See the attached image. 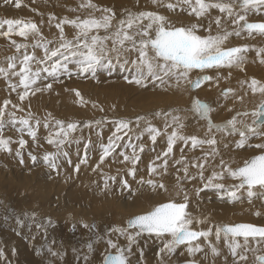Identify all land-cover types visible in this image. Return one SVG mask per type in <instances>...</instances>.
<instances>
[{
  "label": "snow or ice",
  "instance_id": "obj_1",
  "mask_svg": "<svg viewBox=\"0 0 264 264\" xmlns=\"http://www.w3.org/2000/svg\"><path fill=\"white\" fill-rule=\"evenodd\" d=\"M2 2L5 5H14L17 9L22 7V0H2ZM151 4L155 7H165L169 12H176L179 9L180 12H186L189 17H193L194 22L177 26L168 16L158 11H126L125 15L117 19L113 8L100 7L92 0H84L80 8L91 10L89 14L83 18L77 16L74 19L65 17L59 20L55 25L59 36L53 41L45 39L38 25L31 20L0 19V37L7 38L18 53L7 58L6 66L0 65V78L8 82V88L17 93L21 102V104H14L10 99H4L0 105V152L11 155L13 153L11 145L18 144L15 156L21 165L24 164L22 150L28 143L24 136L26 134L35 143L42 122L31 111L20 118L17 117L16 112L24 111L21 105L30 95L51 90L53 83L60 82L62 77L98 79L99 72L111 75L119 70L122 74L128 73L124 76L125 82L140 87L146 88L149 82L156 86H171L169 81H175L177 86L184 83L190 86L191 90H196L213 80L212 76L205 74L207 70L242 68L246 61L245 54L250 50L255 51L256 56L261 57L260 63L264 64V48H250L248 45L227 46L230 37H241L242 33H247L249 37L254 33L264 36V22L248 20L250 13L259 15L264 12V0H151ZM213 10L221 15L212 19ZM96 12L100 15H95ZM222 17L231 21L234 26L231 31L223 27ZM54 19L56 17L50 16L49 23ZM205 19L208 20L207 26L202 22ZM213 23L217 28L215 34L212 29ZM65 25L74 30L71 39L65 34ZM205 31L207 35L201 34ZM14 36L20 37L23 41H28L31 37L36 42L31 45L17 43L13 39ZM29 47L32 48L31 52L28 50ZM37 49L42 51V56H37ZM194 73L197 75L195 80L191 79ZM13 78H18V82H12ZM247 87L253 94L264 95V84L256 79H252ZM18 89L21 90L18 91ZM230 94H234L231 88L222 92L225 98H228ZM75 96L82 106L88 103L78 90L75 91ZM9 105L12 110H9ZM92 106L96 107L95 104ZM100 110L103 111L102 108ZM213 110L205 102L198 99L193 101L191 111L198 119L206 122L205 138L184 135L183 118L172 112L157 111L151 117L137 115L135 119L104 118L83 123L51 120V114L49 118H45L43 127L49 129L46 142L53 146L55 151L45 153L42 159L44 165L57 175H59L61 157L66 159L69 166H73L66 146L70 147L72 144L79 146L83 142V156H80L79 151L77 152L79 159L73 166L74 172L78 173L81 165L88 162L92 147L91 138L89 137L85 142L82 136L77 137L75 133L83 132L84 129H100L96 134L102 140L101 126L104 124L113 125L114 131L108 137L106 144L103 142L99 144V163L93 171L100 168L108 157L117 154L123 158L121 163L126 162L131 165L127 175L135 179L136 165L141 160L140 153L145 151V145L141 142L145 134L153 146L156 145L158 137L166 136L167 138L166 150L158 153L153 163L149 165V176L156 174L158 168L167 172L168 158L173 153L177 142H183L185 146L190 143L193 150L198 147L203 148L205 145L211 149L198 160L188 161L182 156L174 162L180 166L178 172L182 171L184 174L183 177L177 175L176 185L177 194L183 195L182 202L162 203L146 214L128 218L123 226H112L104 235L100 234L95 223L81 222V226L92 235L81 248H74L72 251L78 256L82 254L85 264H88L95 246L102 241L107 245L102 264H131L133 247L138 244L139 238L145 235L163 241L158 253L160 264H165L164 257L174 255L182 246L189 256L195 257L196 254L205 252L206 244L210 254L213 257H219L221 252L217 245L221 240L232 257V264H247L249 253L253 257V264H264V225L217 224L205 229L199 226L209 224V218L194 217L188 212L189 196L181 186L185 180L199 178L203 188L196 189L197 196L201 191L214 190L221 200L227 198L228 202L238 201L241 191H246L251 201V198L256 195L254 189H264V142L250 143L253 138L264 141V102L254 111L236 112L222 123L213 122L210 116ZM241 117H251V123H246ZM153 118L164 119L163 130L153 124ZM8 125L20 134L18 140L13 141L11 138L4 137L3 133ZM136 129H139L138 133ZM217 133L227 137H238L234 141L237 149L247 146L260 150V154L245 160L243 166L235 169L221 159L219 165L221 171H214L210 177L206 178L205 165L210 157L219 155L217 145L220 141L216 138ZM224 146L228 147L227 144ZM181 151L183 152V149ZM28 156L33 164L37 163L36 155L29 152ZM155 161L162 163L157 165ZM189 167L198 169L197 174L189 175ZM225 173L238 183L226 187L219 182L226 178ZM116 183H119L121 190L127 189L131 193L129 181L123 178L118 180L117 176L105 178L104 190H109L112 184ZM137 183L142 186L146 183L153 190H168L165 184L156 183L153 179L144 181L141 178ZM11 215L18 227H23L28 221L29 227L34 223L38 230L43 229L45 239H47V229L55 226L51 218L37 222L35 213L25 212L22 216L11 213ZM256 215L259 216L260 213L257 212ZM72 229L76 230V224L72 225ZM113 236L116 240H113ZM213 236L215 244L211 239ZM120 238L126 242L123 246L118 243ZM54 243L55 241L52 242ZM52 244L46 246L47 254L62 260L67 250L62 245L54 249ZM253 244L255 247H252ZM36 254L40 255L41 250H37ZM2 255L3 252H0V256ZM140 256L142 259V250ZM188 264H197V261L193 259L188 261ZM225 264H227V258Z\"/></svg>",
  "mask_w": 264,
  "mask_h": 264
},
{
  "label": "rangeland",
  "instance_id": "obj_2",
  "mask_svg": "<svg viewBox=\"0 0 264 264\" xmlns=\"http://www.w3.org/2000/svg\"><path fill=\"white\" fill-rule=\"evenodd\" d=\"M83 2L84 0H22V7L17 9L14 7V5L11 4L5 5L2 2V0H0V19H21L25 21L31 20L32 22L38 25L45 39L55 41L59 36L58 29H56L55 27L56 23L59 22V20L65 17L69 19H74L76 18V16H80L83 18L89 14L91 10L80 8L81 3ZM92 2L99 5L100 7L113 8L116 12L117 17H122L123 15L126 14V11H131V12L158 11L161 14L168 16L169 19L172 22H174L177 26H180V24L188 25L194 22V18L189 17L186 12H180L179 9H177L176 12H169L165 7L153 6L151 4V0H137V5L135 8H124V9H123L122 0H92ZM120 7L122 8L120 9ZM72 9H75V11H72ZM95 15L99 16L100 13L96 12ZM50 16L56 17V19L52 20L51 23H49ZM213 17L214 15L211 16V18ZM202 22L204 23L205 26H207L208 23L207 19H205ZM249 22H264V20L252 19ZM223 27L228 29L230 27L233 28L234 26L231 24V22H229L227 24H224ZM212 29L215 34V32L217 31L215 24L212 25ZM65 34L69 39H71L74 35V30L70 26L65 25ZM201 34L207 35V32L205 31L202 32ZM101 35H103V33H101ZM13 39H15L17 43H28L29 45L36 42L31 37L29 38L28 41H23L20 37H15V36L13 37ZM243 45H248L250 46V48L255 46H258V48H262L264 46V36L254 33L251 37H249L247 33H242L241 37H236V36L230 37L227 43V46H243ZM28 50L29 52H31L32 48L29 47ZM36 54L37 56L43 55L42 51L39 49L36 50ZM14 55H18V53H16L15 48L12 46L10 41L7 38L0 37V65L6 66L7 58ZM245 55H246V59L249 61L248 66L252 67L251 66L252 64L254 66L252 72L258 71L259 73L263 71L262 69L263 65L260 64V62L258 61V59H261V57H257L255 51L250 53L248 52ZM133 58H134V54H133ZM246 69L248 70L249 68ZM228 73L231 76L233 74V71L231 70ZM205 74L213 77L212 81H214L215 83L214 85H216L217 91L223 89H229L230 87L231 88L233 87V85L229 81L223 82V79L227 77V72L224 69L223 70L213 69L211 71L207 70ZM125 75H128V73L122 74L119 70H116L111 75H109L106 72H99L97 74L98 79L83 78V77L77 78L75 76L72 78H68L65 76L61 78L60 82L53 83V87L51 90L37 92L35 95H30L25 101H23L21 106L24 108V111L22 112L17 111L16 112L17 117L18 118L25 117L27 113L31 111V113L36 118L40 119L42 123L40 128L38 129L37 132L38 139L35 143L26 134L24 136V139H26L28 143L26 147L22 150L25 161L23 165H21L18 162V158L15 156V150L18 148V144L13 143L11 145V147L13 148V153L11 155L4 152H0V216H3L1 217V219L5 221H7L8 219L9 222H12L14 220L13 216H11V213L9 215L7 210L15 213H25V212L29 214L35 213L37 217V222L39 220L44 221L47 218H51L54 224L57 225L58 227L59 224L58 221H60V219L63 217L61 214V210L70 209L72 211V212L70 211L68 216V218L70 219L71 218L73 219L75 217V213L79 212L78 214L82 215L80 212L82 213L84 212L83 214L85 215V213L88 211L89 213L88 212L87 213L89 215L88 214L87 215L89 217L87 216L85 217V222L88 221L87 222L88 224L89 223L92 224V222L94 223L96 221L95 223L98 226V230H99L100 227L109 228L110 226L111 227L114 225L118 226L119 224V223L117 224L116 222H109L108 220L105 221L103 217L106 216L107 212H108L107 214L123 213V218H124L123 222L120 223L121 225L119 224V226H123L128 218L140 214H145L148 211L152 210L154 207L162 203H167L169 201H180V202L183 201L182 194L180 195L174 194L171 197L166 196L168 193H177V187H176L177 175H179L180 177H183L184 175L182 171L178 172V168L180 166L176 165L174 162L176 161V159L178 160L181 159L182 156H184L188 161L198 160L199 158L203 157L206 152L211 151V149L207 145L203 146V148L198 147L195 150H193L191 148L190 143L187 146H185L183 142L182 144L181 142H178L174 146L173 153L168 158L167 172L165 173L162 168H158L156 174L149 176V172H148L149 165L153 163L158 153H162L164 150H166L167 138L166 136L158 137L156 145L153 146L150 139L145 134V136L141 141L145 145V151L143 153H140L141 160L136 165L137 174L135 179L127 175V172L131 167V165H129L126 162L121 163L123 158L119 157L117 154H113V156L108 157L103 163V165L102 164L100 165L101 167L108 168V171L111 172V174L102 177L97 172H95V174L91 172L90 175L81 174L82 169H85L86 171H92L91 168H95V166L99 163V156H100L99 144L101 142L106 144L108 137L114 131L113 125L104 124L101 126L102 140L96 134V132L100 129H93V130L84 129L83 132L78 131L77 133H75L77 137L82 136L85 142L89 137L91 138L92 141V147L89 151L88 162L84 165H81L80 171L78 173L74 172L73 166L76 163H78L79 157L77 156V152L79 151L80 156H83V142L79 146H77L76 144H72L70 147L66 146V150L69 152L71 156L73 166H69L66 159L61 157L59 160L60 163L59 175H57L56 172L51 171L43 163V159H42L43 155L47 152L55 151L53 146L47 144L46 142V137L49 133V129H45L43 127V121L45 120V118H49V114H51L50 117L51 120H62L65 121L66 123L71 121H79L83 123L92 120H101L104 118H107L109 120L119 119V118L135 119L137 115H147L151 117L152 114L157 111L172 112L183 118V123L185 124V127L183 128L182 132L184 135L191 136L196 134L195 136L199 137L198 135L200 134L197 135L195 131L192 132V128H194V126L192 128L190 127V125L192 124H197L196 122L203 121L198 119V117L194 114V112L191 111L192 104L194 101L192 98L196 96L197 92H192L187 84L181 83L178 86V89L181 88L183 94L179 95L177 94V90L174 92L172 91L171 86L175 87V81H169V85L171 86L168 85L156 86L151 82H149L146 88L140 87L135 84H129L125 82L124 80ZM249 76L250 75L242 77L241 83L248 84L246 78L248 79ZM196 77L197 75L194 73L192 74L191 79L194 80ZM12 82L14 83L18 82V78H13ZM158 83L159 82H157V84ZM222 86H226V87L223 88ZM3 90L6 91L7 95L6 97L0 96V105H2L4 99H10L14 104H21L17 96V93L12 92L8 88V82L5 81L3 78H0V93L3 92ZM20 90L21 89H18V91ZM77 90L82 94L84 99L88 102L86 105L82 106L77 101V98L75 96V91ZM219 98L224 99L227 102L230 101L228 98L225 97H219ZM243 99L248 101L247 98H243ZM233 103L234 102H228L226 107L232 105ZM93 104H95L96 107H93L92 106ZM246 104L247 107L241 110L251 112L254 111L261 103L258 105L254 103L252 107H249L248 103ZM101 108L103 109V111H100ZM9 110H12L11 105H9ZM87 111L89 112L87 113ZM232 113L233 112L229 110L228 112L225 111L224 116L222 117L219 123H222L227 119H230L235 114ZM241 118L243 119L245 117H241ZM246 118L251 120V117H246ZM152 122L155 126L163 130L164 128L163 125L165 123L163 118H153ZM203 126H204V131H207L206 125L203 124ZM133 128H135L134 125ZM136 132L138 133L139 129H136ZM3 135L5 138H11L13 141H16L20 138V134L16 132L15 129H13L10 125L6 126ZM203 136L205 138L206 134ZM217 139L220 140V143L224 144V140L226 142L227 139L234 140V139H238V137H227V136H223L222 134H219ZM125 140H127V137H125ZM220 143L217 145V147L219 150V155L221 157L223 154L226 155L228 150H224L227 147H225L224 145L222 146ZM182 149L183 152L181 151ZM251 150L252 153L251 155L248 154L250 156L248 157L247 160H249L251 157L255 155L260 154V150L258 149L250 148L249 151ZM29 152L37 156L36 164H33L31 159L29 158L28 156ZM118 152L119 149L117 150V153ZM240 157L241 158L240 160H238L237 164H235V166L233 164L232 167L230 166L231 168L235 169L238 166H243V164L240 163L243 162L245 158L242 156ZM213 159L214 158L210 157L207 162L208 164L205 165L204 176L206 178L210 177L214 171L216 172L221 171V168L217 166L213 168L212 166ZM155 162L157 165L162 163L161 161H155ZM197 172L198 169L189 167V175H196ZM80 174H81V179L77 180L79 179ZM225 175L226 178L223 181H219V182L223 183L226 187L238 183V181H234L230 177H228L227 173H225ZM109 176H117L118 180L121 178L127 179L131 185V189H132L131 193L127 189L121 190L119 183L112 184L110 189L105 191L104 178ZM141 178H143L144 181H147L148 179H153L156 183H163L165 184L168 190L167 191H164L163 189L153 190L151 187L147 186L146 183L142 186L137 183V181H139ZM76 180L78 181L77 183ZM86 181L88 182V184L86 183ZM74 183L75 185L77 184L85 185L82 188L85 189L79 192L77 200H71V199L68 200V193H70L71 190L74 188L72 186ZM181 186L188 193L189 196L188 210H190L191 212L195 209L202 211V205H203L202 202L205 201V199H203L202 196L205 193H207L208 199L210 198L216 200V203L215 200L214 201L212 200V202H214L215 204L214 211H220V210L227 211L224 215L226 221H223L222 218L221 220L216 219L217 221L221 222L220 224L253 223L257 225H261V224L264 225V189H259V188L254 189L256 195L251 198V201L249 200L246 191H241L239 193L240 199L238 201L228 202L227 198H225L224 200L218 198L214 190L201 191L199 196H197L196 189L203 188V184L201 183L198 177L195 180L183 181ZM79 190H76L77 193ZM211 193L215 194V196L212 198L210 197ZM137 196L140 199L147 201V204L143 206H139L135 204V207H133L134 205L133 204L130 209L126 208L125 211L121 210V207L123 205L126 204L130 205L131 201L136 200ZM138 197L137 200L139 199ZM94 206H96V208H94ZM119 206H120V211H122V213L119 211L118 208ZM107 208H109V210ZM96 212L97 214L99 213L101 215L98 214L99 216L97 217ZM257 212L260 213L259 216L256 215ZM207 213L208 214L201 212L199 213L198 216L207 217L209 214L212 215L213 211H209ZM103 214H105V216L102 217ZM94 215L96 217H94ZM91 218L93 220H91ZM29 223L30 222L26 221L23 228H25L26 226L27 231L30 230L32 231V233L24 231L22 227L21 228L23 230L21 228H18L20 230L18 229L16 230L15 228L13 229L11 228L14 227L12 224H8L7 228L4 227L7 230L5 231L3 226L1 227V225H3V222L0 220V227L2 228V231L0 232V236L2 238L0 237V240L4 239L3 242L1 240L2 243H0V252L1 250L3 252V255L0 256V263L4 261H11L12 264H17L15 260L21 257V255L18 254L22 250H25L29 252L28 253L29 256L35 260L36 262L35 264H44V263L85 264L84 260L82 259V254L79 256L75 255L72 249L81 248V246L84 245L89 240L92 234L89 237L80 238L79 239L80 241L76 240L77 242L74 241L72 244L70 243L68 247L65 246L64 243H60L59 245H57V239L52 238L51 236L52 232L54 234L53 230H55L56 226H54L53 228L49 227L47 229V235L49 236V237L47 236V239L51 238L50 240L55 241L54 244H52V242H50V244H52L54 249L60 248L62 245L63 248L66 249L68 253L64 256L62 260L54 257L53 259L45 251L46 246L49 245V243L48 244H45L43 242L41 243L42 240L43 241L46 240L44 236V230L36 229V227H34L35 226L34 223L31 225V227H29ZM213 224L215 225V223H212V225ZM28 228H32V230ZM66 228L68 227L66 226ZM36 230L39 231L40 233L37 232ZM7 232L8 234H5ZM144 237H148V236L147 235L142 236L139 238V240L143 239ZM8 241L11 244L7 243ZM212 242L216 243L215 239ZM121 244L123 245L124 243ZM26 246H27V250H26ZM96 247L97 245L95 246L94 252L91 255L92 256L96 255L95 264H99V263L102 264V257L104 255L105 250L96 249ZM140 247L136 245V248H133L131 253V259L132 260L134 258L135 259L133 261L131 260L132 261L131 264H155L157 262L156 261L157 258L154 257L151 258L150 256L146 255L144 252L145 250L144 249L142 250V248ZM13 248H15V251ZM28 249H30V251H28ZM37 250H41L40 255L36 254ZM141 250L143 251V256L145 255L142 259L140 256ZM42 253L46 255L45 258L43 257ZM16 255H18L19 257H16ZM49 257H51L50 258L51 260L49 259ZM98 257L101 259V261H99L100 259ZM208 258L210 259V255L208 257L207 254L202 252L201 254L198 255V257L194 259L197 261V264H215V262H211ZM190 260L191 259L188 260V259L180 258L176 261L173 260L174 262H172V264H181L184 262H188ZM249 264H253V257L251 258Z\"/></svg>",
  "mask_w": 264,
  "mask_h": 264
},
{
  "label": "bare ground",
  "instance_id": "obj_3",
  "mask_svg": "<svg viewBox=\"0 0 264 264\" xmlns=\"http://www.w3.org/2000/svg\"><path fill=\"white\" fill-rule=\"evenodd\" d=\"M106 2V1H105ZM118 2V1H117ZM121 2V1H120ZM110 3V2H109ZM122 4H123V9L124 8H135L136 7V5H137V0H122ZM113 5H114V3H113ZM121 5V4H120ZM74 8H76V7H74ZM122 7H120V9H121ZM77 10V9H76ZM214 15V17L212 18V19H214L217 15H221L220 13H218L216 10H213L212 11V13H211V16H213ZM77 17V16H76ZM251 17H253V18H251ZM119 18H121V17H117V19H119ZM251 18V19H250ZM248 19H249V21L250 20H252V19H257V20H264V13L262 12L261 14H259V15H257V14H255V13H250L249 14V16H248ZM229 22H231L230 20H228L226 17H222V25H224V24H227V23H229ZM115 23V22H114ZM214 24V23H213ZM233 28H228V30L229 31H231ZM217 30V29H216ZM213 34H214V32H213ZM252 48H257L258 49V46H255V47H252ZM262 48H264V46L262 47ZM250 52H253V51H249V53ZM258 61L260 62V59H258ZM248 64H249V61L246 59V61H245V63L242 65V68L243 69H240V68H232V69H228V68H222V69H220V70H225L226 72H227V77L226 78H224L223 79V82H230L232 85H233V87L231 88L230 86H228V87H230L232 90H233V93L234 94H230L229 95V97H228V99L230 100V101H228V102H234L232 105H230V106H227L226 107V105H227V101H225L224 99H221V98H219V97H224L223 95H222V92L224 91V90H226V89H223V90H218L217 91V87H216V85H214L215 83H214V81H209V82H206L205 84H203V85H201V87L199 88V89H197V90H195V91H193V90H191L192 92H197V94H196V96L195 97H193L192 99L193 100H196V99H198V100H200V101H202V102H206L207 104H209L214 110L210 113V116H211V119L213 120V122H215V123H219L220 122V120L222 119V117L224 116V112L226 111V112H228V110L229 109H231V111L233 112V113H236V112H242L243 110H241V109H243V108H246L247 107V104L246 103H248V106L249 107H252L253 105H254V103L256 104V105H258V104H260V103H262V102H264V95H261V94H259V93H256V94H253L252 93V91L247 87V84H244V83H241V78L242 77H244V76H248V75H250L249 77H248V79L246 78V81H247V83H250V81L252 80V79H256L257 81H259L261 84H264V64H262V63H260V64H262L263 65V71L262 72H259L258 73V71H255V72H252V70L254 69V66H253V64L251 65L252 67H249L248 66ZM246 68H249L248 70L246 69ZM233 71V74L230 76V74L228 73L229 71ZM209 71H211V70H209ZM253 76V77H252ZM197 78V77H196ZM195 78V79H196ZM194 79V80H195ZM172 87V91L174 92V91H176L177 90V94H179V95H182L183 94V92H182V89L181 88H179L178 89V86L175 84V87H173V86H171ZM223 88L224 87H226V86H222ZM189 88H190V86H189ZM2 89H4V88H2ZM217 91V92H216ZM221 93H220V92ZM216 92V93H215ZM6 95H7V93H6V91L5 90H3V92H1L0 93V96H3V97H6ZM242 98V99H241ZM243 98H247L248 99V101H246L245 99H243ZM241 104H243V105H241ZM88 110V109H87ZM92 110V109H91ZM89 111H90V109H89ZM89 111H87V113L89 112ZM101 111V110H100ZM86 112V111H85ZM93 113V112H92ZM232 113V114H233ZM78 116H80V115H78ZM83 116V115H82ZM242 119V118H241ZM244 120H245V122L246 123H250L251 122V120L250 119H247V118H243ZM252 119V118H251ZM197 124H192V125H190V127L192 128L193 126H194V128H192V132L193 131H195L196 133H197V135L198 134H200V135H198L199 136V138H204V136L203 135H205L206 134V132L207 131H204V126H203V124L204 125H206L205 124V121H200V122H196ZM201 123H203V124H201ZM164 126V125H163ZM191 132V133H192ZM196 135V134H195ZM216 135V138H218V136H219V134L217 133V134H215ZM218 141H220L219 139H217ZM236 139H234V140H230V139H227V141L225 142V140H224V144H222V143H220L222 146L223 145H225V144H227L228 145V147L226 148V149H224V150H228L227 151V153H226V155H222L221 157H220V155H217V156H215L214 157V159H213V161H212V166H213V168L215 167V166H217V167H219V165H220V161H221V159H223V161L228 165V166H231L232 167V165L234 164V166H235V164H237V162H238V160H240V156H242V157H244L245 158V160H247L248 159V157L251 155V153H252V150L251 151H249L250 150V148L249 147H245V148H243V149H237L236 147H235V143H234V141H235ZM261 142H264V141H262V140H259V139H255V138H253L251 141H250V143H252V144H256V143H261ZM178 143V142H177ZM181 144H182V142H181ZM180 146V145H179ZM225 148V147H224ZM248 154H250V155H248ZM248 155V156H247ZM176 160H178V159H176ZM244 160V161H245ZM244 161L243 162H241L240 164H243L244 163ZM208 164V163H207ZM103 165V164H102ZM220 168V167H219ZM91 170L92 171H86L85 169H82V173L81 174H84V175H90V173L92 172V173H94L95 174V172H97L98 174H100L101 175V177L102 176H105V175H109V174H111V172H109L108 171V168H104V167H101L100 166V168H98V169H96V171H93V168H91ZM210 171V170H209ZM81 174L79 175V179H77V180H80L81 179ZM226 176V175H225ZM93 177H94V175H93ZM98 177H99V175H98ZM95 178H97V177H95ZM105 179V178H104ZM76 180V183L78 182ZM81 182V181H80ZM90 182V181H89ZM82 183V182H81ZM86 183L88 184V182L86 181ZM86 184V185H87ZM74 188L71 190V192L70 193H68V200L69 199H71V200H77L78 199V194H79V192L80 191H83L84 189H82L85 185H81V184H77V185H75V183L72 185ZM89 186H91V185H89ZM88 186V187H89ZM92 187H93V185H92ZM79 189H81V190H79ZM76 190H79L78 191V193H77V191ZM76 191V192H75ZM69 192V191H68ZM97 193V192H96ZM174 194H176L177 195V193H168L166 196L167 197H171V196H173ZM82 195V194H81ZM81 195H80V197H81ZM86 195V194H85ZM97 195V194H96ZM215 196V194L214 193H211L210 194V197L212 198V197H214ZM83 197V196H82ZM138 197V196H137ZM137 197H136V200L135 201H131V204L129 205V204H126V205H123L122 207H121V210H123V211H125V209L126 208H131L132 207V205H133V207H135V204H137V205H139V206H143V205H145V204H147V201H145V200H142V199H140L139 197V199L137 200ZM202 198L203 199H205V201L204 202H202L203 203V205H202V211H200V210H197V209H195V210H193L192 212L190 211V210H188V212L191 214V215H193L194 217H200V216H198L199 215V213H206V214H208L207 212H209V211H213V213H212V215H208L207 217L209 218V220H210V223L209 224H205V225H202V226H199V227H202V228H208V227H211V226H213L212 225V223H215V225H217V224H220L221 222L220 221H217L216 219H219V220H221V218L223 219V221H226V218H225V213L227 212V211H225V210H220V211H214V207H215V204H214V202H212V200L213 199H208V194L207 193H205L203 196H202ZM219 198V197H218ZM133 200V199H132ZM215 200V199H214ZM213 200V201H214ZM218 200V199H217ZM82 201V200H81ZM211 201V202H210ZM76 202V201H75ZM80 202V201H79ZM86 202V201H85ZM215 203H216V200H215ZM126 206H129V207H126ZM88 207H90V206H88ZM94 208H96V206H94ZM119 208V211H120V206L118 207ZM198 208V207H197ZM89 209V208H88ZM92 209H93V207H92ZM98 209V208H97ZM100 209V208H99ZM108 210H109V208H107ZM101 210H103V209H101ZM15 211V210H14ZM70 209H64V210H61V214H62V218L60 219V221H58V227H57V225H55L56 226V228H55V230H53L54 231V234H53V232H52V238H56L57 239V245H59L60 243H64L65 244V246H68L70 243L72 244L74 241L75 242H77L76 240H78V241H80L79 239L80 238H82V237H89L90 235H91V233L90 232H88V230H86V229H84L82 226H81V222H85V217L87 216V217H89L88 215V213L86 212L85 213V215L82 213V212H80L82 215H79L78 213H75V217L72 219H70V218H68V216H69V213H70ZM93 211V210H92ZM106 211V210H105ZM7 212L9 213V215H10V213H15V212H10L9 210H7ZM6 212V213H7ZM42 212V211H41ZM40 212V213H41ZM72 212V211H71ZM76 212V211H75ZM116 212V211H115ZM118 212V211H117ZM121 213H122V211H120ZM95 213V212H94ZM108 213V212H107ZM106 213V216H105V214H103L102 215V217L103 216H105V217H103L104 218V220L106 221V220H108L109 222H116L117 224L119 223H122L123 222V213L122 214H120L119 212V214H116V213H110V214H107ZM16 215H21L22 216V214L23 213H15ZM50 214V213H49ZM58 214V213H57ZM79 216H78V215ZM88 214V215H87ZM96 214H97V212H96ZM99 214V213H98ZM97 214V217L99 216V215H101V214H99L98 215ZM7 216V215H6ZM12 216V215H11ZM10 216V217H11ZM93 216V215H92ZM1 217H3V216H0V220L3 222V225H1V227L3 226V228L5 227V228H7L8 226V224H12L14 227H11V228H15L16 230L18 229V228H21V227H18L16 224H15V219L12 221V222H9V220L7 219V221H5V220H3V219H1ZM94 217H96L95 215H94ZM215 217V218H214ZM12 218V217H11ZM70 219V220H68V219ZM212 219H214V220H212ZM59 220V219H58ZM87 220V219H86ZM91 220H93L92 218H91ZM100 220V219H99ZM212 221V222H211ZM217 221V222H216ZM38 222H42V221H38ZM88 222V221H87ZM87 222H85V223H87ZM92 222V221H91ZM96 222V221H95ZM94 222V223H95ZM93 223V222H92ZM98 223V222H97ZM102 223V222H101ZM115 223V224H116ZM256 223H257V221H256ZM73 224H76V230L75 231H73V229H72V225ZM90 224V223H89ZM96 224V223H95ZM119 224H118V226H119ZM110 225H113V224H110ZM121 225V224H120ZM257 225V224H256ZM262 225V224H261ZM28 226V225H27ZM66 226L68 227V228H66ZM0 227V228H1ZM34 227H36V226H34ZM4 228V230L5 231H7L6 229ZM10 228V227H9ZM23 228V227H22ZM21 228V229H22ZM53 228V227H52ZM24 229V231H26V232H29V233H32V231H27V227L25 226V228H23ZM22 229V230H23ZM28 229H31L32 230V228H28ZM35 229V228H34ZM33 229V230H34ZM37 229V228H36ZM110 229H111V226L109 227V228H106V227H100L99 228V232H100V234L101 235H104V233L106 232V231H110ZM18 230H20V229H18ZM2 231V228H1V230H0V232ZM12 231V230H11ZM37 231V230H36ZM37 232H39V231H37ZM9 233H10V231H9ZM17 233V232H16ZM40 233V232H39ZM38 233V234H39ZM103 233V234H102ZM5 234H8V232L7 233H5ZM22 234V233H21ZM11 235V234H10ZM13 235V234H12ZM32 235V234H31ZM43 235V234H42ZM8 236V235H7ZM16 236V235H15ZM19 236V235H18ZM45 236V235H44ZM48 236V235H47ZM50 236V237H51ZM1 237V236H0ZM14 237V236H13ZM23 237H25V236H23ZM27 237V236H26ZM49 237V236H48ZM2 238V237H1ZM20 238H22V237H20ZM29 238V237H28ZM34 238V237H33ZM113 238V240H116V238L113 236L112 237ZM145 238H148V239H145ZM19 239V238H18ZM51 238H49V239H46V240H42L41 241V243L43 242V243H45V244H50V242H53V240H50ZM105 240L107 239L106 237L104 238ZM212 239V241L215 239L214 238V236L211 238ZM2 240V242H3V240L4 239H1ZM1 240H0V243H2L1 242ZM8 240V239H7ZM28 240V239H27ZM26 240V241H27ZM24 241H25V239H24ZM23 241V242H24ZM37 241V240H36ZM10 242H11V240H10ZM9 241L7 242V243H10ZM29 242V241H28ZM13 243H14V241H13ZM19 243V242H18ZM34 243H35V240H34ZM33 243V244H34ZM118 243L120 244V245H122L121 243H126L125 241H124V239H122V238H120L119 239V241H118ZM11 244V243H10ZM32 244V243H31ZM31 244H30V247H31ZM123 244V245H124ZM162 244H163V241L162 240H158V239H156L155 237H144L143 239H140L139 241H138V244H137V246H141L140 248H142V250L144 249L145 251V254L146 255H148V256H150L151 258L152 257H154V258H157L156 259V263L155 264H160V257H159V255H158V253H159V249L162 247ZM215 244V243H214ZM2 245V244H1ZM15 245H18V244H15ZM26 245V244H25ZM122 245V246H123ZM28 246V245H27ZM27 246H26V250H27ZM36 246V245H35ZM29 247V248H30ZM69 247V246H68ZM204 247H205V252H203V253H207V255H208V257H209V255H210V261L211 262H215V264H225V259L227 258V264H232V257L230 256V254H229V251H228V249H227V247L225 246V244H224V242H223V240H221V242L217 245V247L220 249V252H221V255L219 256V257H213L211 254H210V252L208 251V249H207V246L206 245H204ZM252 247H255V244H253L252 245ZM3 248V247H2ZM18 248V247H17ZM25 248V247H24ZM107 248V245H106V243H104L103 241L101 242V243H99V244H97V247H96V249H102V250H105ZM133 248H136V246L135 247H133ZM4 249V248H3ZM14 249V251H15V248H13ZM67 249H70V248H67ZM5 250V249H4ZM42 250H43V248H42ZM7 251H10V250H7ZM28 251H30V249H28ZM32 251V250H31ZM46 251V250H45ZM1 252H2V250H1ZM37 252V251H36ZM135 252V251H134ZM133 252V253H134ZM7 253V252H6ZM16 253V252H15ZM18 253V252H17ZM29 252H27V251H25V250H22L18 255H21V257L20 258H15L16 260V262H17V264H35L36 262H35V260L34 259H32L30 256H29V254H28ZM31 253V252H30ZM23 254V255H22ZM33 254H35V253H33ZM43 254V253H42ZM68 254V253H67ZM199 254H201V253H198V254H196V256L195 257H191V256H189L188 254H187V252H186V249H184L183 248V246L180 248V249H178L177 250V252L174 254V255H172V256H165L164 257V261H165V264H172V262H174V261H176V260H178V259H180V258H182V259H194V258H196V257H198V255ZM18 255H16V257H19ZM249 255V259H248V261H247V264H249L250 263V261H251V258H252V255H251V253H249L248 254ZM8 256V255H7ZM45 256L46 255H44L43 254V257L45 258ZM50 256V255H49ZM73 256V255H72ZM71 256V257H72ZM135 256H136V254H135ZM145 256V255H144ZM143 256V257H144ZM34 258V257H33ZM38 258V257H37ZM51 257H49V259H50ZM53 258V257H52ZM99 258V257H98ZM133 258V257H132ZM10 259V258H9ZM54 259V258H53ZM59 259V258H58ZM78 259V258H77ZM100 259V258H99ZM130 259H131V257H130ZM135 259V258H134ZM133 259V260H134ZM51 260V259H50ZM98 260V259H97ZM132 260V259H131ZM132 260V261H133ZM154 260V259H153ZM174 260V261H173ZM14 261V262H15ZM44 261V260H43ZM42 261V262H43ZM74 261V260H73ZM95 261H96V255H94V256H90V259H89V261H88V264H95ZM99 261H101V259L99 260ZM131 261V262H132ZM145 261V260H144ZM149 261V260H148ZM152 261V260H151ZM51 262H53V261H51ZM55 262V261H54ZM153 262H155V261H153ZM98 263V262H97ZM0 264H12L11 263V261H4V262H2V263H0ZM44 264H47V263H44ZM55 264V263H54ZM100 264V263H99Z\"/></svg>",
  "mask_w": 264,
  "mask_h": 264
},
{
  "label": "water",
  "instance_id": "obj_4",
  "mask_svg": "<svg viewBox=\"0 0 264 264\" xmlns=\"http://www.w3.org/2000/svg\"><path fill=\"white\" fill-rule=\"evenodd\" d=\"M197 90V89H196ZM193 91H195V90H193ZM254 157V156H253ZM253 157H251V158H253ZM250 158V159H251ZM159 206V205H158ZM157 207V206H156ZM146 214V213H145ZM181 264H188V262H184V263H181Z\"/></svg>",
  "mask_w": 264,
  "mask_h": 264
}]
</instances>
